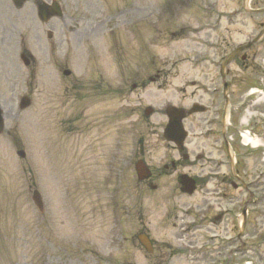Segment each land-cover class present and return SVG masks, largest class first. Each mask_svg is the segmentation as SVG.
Returning <instances> with one entry per match:
<instances>
[{
	"label": "rangeland",
	"instance_id": "rangeland-1",
	"mask_svg": "<svg viewBox=\"0 0 264 264\" xmlns=\"http://www.w3.org/2000/svg\"><path fill=\"white\" fill-rule=\"evenodd\" d=\"M38 1L17 9L12 0H0V105L6 121L0 136V264H155L159 256L163 264H208L226 245L213 256L186 257L177 255L181 242L215 247L219 241L211 237L219 235L237 247L244 201L246 246L235 250L230 264H264L263 148H244L238 138L233 144L242 163L239 175L253 185V196L233 190L238 181L225 152L216 150L219 138L196 136L209 115L185 122L194 163L180 161L177 173L162 179L160 201L153 196L158 191L148 195L138 185L132 162L142 157L161 168L180 159L162 137L164 107L209 104L203 92L218 87L221 60L259 33L264 16H248L243 0H57L64 1L63 17L44 24ZM262 6L264 0L251 2ZM247 55L252 69L237 61L229 69L234 102L264 78L258 69L264 41ZM65 71L72 75L65 77ZM19 95H28L32 106L18 113L13 103ZM148 107L155 112L151 118L144 114ZM254 109L264 114V104ZM242 114L231 112L230 122L238 125ZM251 124L264 135V116ZM197 151L205 152V161L196 162ZM221 159L223 166L213 169ZM179 173L203 184L193 198L175 195L171 184ZM226 183L225 220L214 226L202 215L225 210V199L215 194ZM35 190L43 213L32 201ZM183 223L191 227L186 237L179 234ZM144 231L156 241L153 256L137 241Z\"/></svg>",
	"mask_w": 264,
	"mask_h": 264
},
{
	"label": "water",
	"instance_id": "water-1",
	"mask_svg": "<svg viewBox=\"0 0 264 264\" xmlns=\"http://www.w3.org/2000/svg\"><path fill=\"white\" fill-rule=\"evenodd\" d=\"M20 2H23V1H25V0H19ZM58 12V15H60V13H59V11H57ZM182 118V116H180L179 118H178V121L180 120ZM174 122H176V120H174ZM173 122V123H174ZM0 126H1V121H0ZM178 130L179 131H181L182 132V134H183V131H182V129L180 128V127H178ZM169 131L170 132H172V130L171 129H169ZM181 137L179 136V139H180Z\"/></svg>",
	"mask_w": 264,
	"mask_h": 264
},
{
	"label": "flooded vegetation",
	"instance_id": "flooded-vegetation-1",
	"mask_svg": "<svg viewBox=\"0 0 264 264\" xmlns=\"http://www.w3.org/2000/svg\"><path fill=\"white\" fill-rule=\"evenodd\" d=\"M214 218H216V220H218V221L221 222V221L223 220V218H224V215L221 214V215H219V216H217V217L214 216Z\"/></svg>",
	"mask_w": 264,
	"mask_h": 264
},
{
	"label": "bare ground",
	"instance_id": "bare-ground-1",
	"mask_svg": "<svg viewBox=\"0 0 264 264\" xmlns=\"http://www.w3.org/2000/svg\"><path fill=\"white\" fill-rule=\"evenodd\" d=\"M249 115V114H248ZM260 143H263V141L261 140L260 142L258 141V142H256V143H253V145H260ZM264 144V143H263Z\"/></svg>",
	"mask_w": 264,
	"mask_h": 264
}]
</instances>
